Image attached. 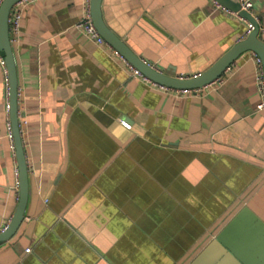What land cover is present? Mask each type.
Listing matches in <instances>:
<instances>
[{"label": "crops", "instance_id": "obj_1", "mask_svg": "<svg viewBox=\"0 0 264 264\" xmlns=\"http://www.w3.org/2000/svg\"><path fill=\"white\" fill-rule=\"evenodd\" d=\"M87 1L17 7L29 198L18 232L0 243V264H193L246 208L226 240L247 264H264V228L252 219L264 226L254 51L199 94L163 93L77 28ZM254 5L264 22V0ZM102 15L174 77L206 73L246 39L245 24L212 0H102ZM7 121L0 64V230L19 202ZM199 264L233 261L213 249Z\"/></svg>", "mask_w": 264, "mask_h": 264}, {"label": "water", "instance_id": "obj_2", "mask_svg": "<svg viewBox=\"0 0 264 264\" xmlns=\"http://www.w3.org/2000/svg\"><path fill=\"white\" fill-rule=\"evenodd\" d=\"M20 1L21 0H3L0 5V57L5 60L10 77V120L14 134L19 169V202L6 229L3 231L0 230V243L10 240L18 232L25 218V211L29 198V168L19 119V83L9 24L12 9ZM216 1L230 11H241V4L238 0ZM91 14L96 29L108 44L119 51L128 62L140 70L144 75L164 86L174 89L205 88L215 82L225 70L246 51H254L261 59L264 68V38H259V25L246 11H241V14L255 24L254 31L247 36L245 40L238 43L236 47L219 60L209 71L198 77H191V75L174 77L164 74L148 63L144 58L137 56L105 23L102 15V0H91ZM246 213H249L248 208L244 209L225 230L215 236L206 249L195 259L193 264L202 262L213 249L223 254L225 259L228 258L232 260L233 264H247L226 240L227 231L232 229L240 219H243ZM252 219L264 228L259 219L254 216H252Z\"/></svg>", "mask_w": 264, "mask_h": 264}, {"label": "built area", "instance_id": "obj_3", "mask_svg": "<svg viewBox=\"0 0 264 264\" xmlns=\"http://www.w3.org/2000/svg\"><path fill=\"white\" fill-rule=\"evenodd\" d=\"M3 0L0 1V5ZM27 0H21L18 2L14 8L12 9L9 24H10V34L11 38L15 36H18L20 33V26H21V20H22V10L18 9L17 7L19 5H23V3ZM241 4V11H246L249 13L255 20V22L259 25V33L261 36H264V22L262 19L258 16L255 10V5H254V0H238ZM213 4L216 7H219L223 10H225L228 14L231 16L237 18L239 21L243 22L246 26L245 30V36H249L255 29V24L250 21L248 18L243 16L241 14V11L239 12H233L222 5H220L216 0H212ZM77 28H79L84 34H86L90 39L93 41L97 42L98 44H108L105 39L100 35L98 30L96 29L93 19H92V14H91V0L87 1V4L85 6V13L84 17L82 20L78 23ZM113 53L123 59L126 63L130 71L132 72V75L135 77H138L141 79L143 82L148 84L151 88L157 89L160 92L163 93H170L174 92L176 94H181V95H186V94H199L203 88H196V89H174L168 86L161 85L159 83H156L155 81L151 80L149 77L144 75L140 70H138L136 67H134L130 62H128L125 57L117 51L115 48H113L111 45L109 46ZM255 60H256V65H257V74H256V79H257V86H258V91L261 97V100L259 104L257 105V110L261 111L264 110V68L262 65L261 59L258 57V55L255 53ZM0 64L2 65L4 69V84H5V111L7 114V138L10 143V149L13 153L15 162L17 163V156H16V146H15V140H14V134L12 130V124L10 120V109H11V104H10V77L9 73L7 70V66L5 63V60L0 57ZM200 74H195L191 75V77H198ZM125 123V122H123ZM21 125V122H20ZM22 133V131H21ZM15 177H16V182H15V188L19 190V169H18V164H16L15 167ZM9 223V222H8ZM8 223L3 227L2 231L6 229ZM30 251V249H28Z\"/></svg>", "mask_w": 264, "mask_h": 264}]
</instances>
